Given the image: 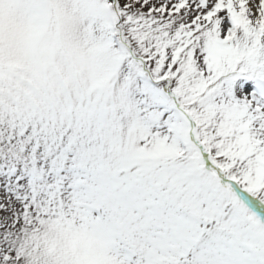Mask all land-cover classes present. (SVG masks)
Returning <instances> with one entry per match:
<instances>
[{"label": "snow or ice", "instance_id": "snow-or-ice-1", "mask_svg": "<svg viewBox=\"0 0 264 264\" xmlns=\"http://www.w3.org/2000/svg\"><path fill=\"white\" fill-rule=\"evenodd\" d=\"M0 264H264V0H0Z\"/></svg>", "mask_w": 264, "mask_h": 264}]
</instances>
